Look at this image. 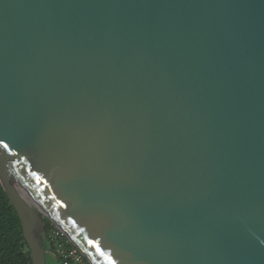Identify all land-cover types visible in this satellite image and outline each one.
<instances>
[{
  "label": "water",
  "instance_id": "1",
  "mask_svg": "<svg viewBox=\"0 0 264 264\" xmlns=\"http://www.w3.org/2000/svg\"><path fill=\"white\" fill-rule=\"evenodd\" d=\"M0 182L32 264H264V0H0Z\"/></svg>",
  "mask_w": 264,
  "mask_h": 264
},
{
  "label": "trees",
  "instance_id": "2",
  "mask_svg": "<svg viewBox=\"0 0 264 264\" xmlns=\"http://www.w3.org/2000/svg\"><path fill=\"white\" fill-rule=\"evenodd\" d=\"M45 229L50 230L46 218ZM54 244L47 240V246ZM47 258V264H54ZM0 264H32L30 249L25 241L20 218L0 182Z\"/></svg>",
  "mask_w": 264,
  "mask_h": 264
},
{
  "label": "built area",
  "instance_id": "3",
  "mask_svg": "<svg viewBox=\"0 0 264 264\" xmlns=\"http://www.w3.org/2000/svg\"><path fill=\"white\" fill-rule=\"evenodd\" d=\"M46 219L51 224L50 230L46 233L49 241L54 244L52 247H48V251L56 257L54 264H94L65 231L48 217Z\"/></svg>",
  "mask_w": 264,
  "mask_h": 264
},
{
  "label": "rangeland",
  "instance_id": "4",
  "mask_svg": "<svg viewBox=\"0 0 264 264\" xmlns=\"http://www.w3.org/2000/svg\"><path fill=\"white\" fill-rule=\"evenodd\" d=\"M47 258H49L50 260H51V258H54L53 259V262L56 260V257L51 252H49V251H47Z\"/></svg>",
  "mask_w": 264,
  "mask_h": 264
},
{
  "label": "bare ground",
  "instance_id": "5",
  "mask_svg": "<svg viewBox=\"0 0 264 264\" xmlns=\"http://www.w3.org/2000/svg\"><path fill=\"white\" fill-rule=\"evenodd\" d=\"M20 192H21V196H22L24 199H27V200H29L28 196L25 194V192H24V191L20 190ZM31 202L33 203V201H32V200H31Z\"/></svg>",
  "mask_w": 264,
  "mask_h": 264
}]
</instances>
